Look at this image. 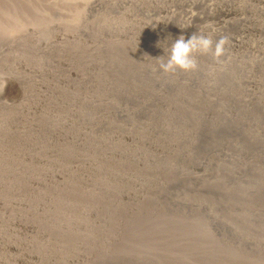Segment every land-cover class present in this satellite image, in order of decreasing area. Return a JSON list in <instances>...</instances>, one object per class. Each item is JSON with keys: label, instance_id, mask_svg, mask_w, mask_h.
<instances>
[{"label": "rangeland", "instance_id": "374dc122", "mask_svg": "<svg viewBox=\"0 0 264 264\" xmlns=\"http://www.w3.org/2000/svg\"><path fill=\"white\" fill-rule=\"evenodd\" d=\"M88 1L0 0V264H264V0Z\"/></svg>", "mask_w": 264, "mask_h": 264}, {"label": "clouds", "instance_id": "9594fccd", "mask_svg": "<svg viewBox=\"0 0 264 264\" xmlns=\"http://www.w3.org/2000/svg\"><path fill=\"white\" fill-rule=\"evenodd\" d=\"M224 39L221 38L216 42L212 55L219 57L223 54ZM212 47V40L207 36L191 35L185 39L184 35H180L171 45L167 55V60L160 63L161 71L168 73L173 72L177 68L188 71L196 67L192 58V53L199 50L207 52Z\"/></svg>", "mask_w": 264, "mask_h": 264}, {"label": "bare ground", "instance_id": "6f19581e", "mask_svg": "<svg viewBox=\"0 0 264 264\" xmlns=\"http://www.w3.org/2000/svg\"><path fill=\"white\" fill-rule=\"evenodd\" d=\"M100 0H89L88 2H85L84 3V5L85 4H87V6L89 5V6H93V5H96V4H98V2H99ZM184 1V0H183ZM186 2L188 1V0H185ZM189 1H192V2H195V3H201V4H203V5H206V6H209L206 2H205V0H189ZM223 1V0H222ZM68 2V1H67ZM127 2H131V3H133L134 5H139L140 4V2L141 1H138V0H127ZM215 2H216V0H215ZM226 2H227V0H226ZM258 2V1H257ZM24 3V2H23ZM59 3V2H58ZM69 3H71V2H69ZM142 3V2H141ZM210 3V2H209ZM61 4H62V2H61ZM65 4V3H64ZM77 4V3H76ZM2 5V4H1ZM4 5V4H3ZM2 5V6H3ZM221 5V4H220ZM218 7V6H217ZM163 8V7H162ZM2 9V8H1ZM264 9V8H263ZM162 11H164L166 14H167V18L169 19V18H171L172 17V14H170V12H169V10H167V9H162ZM232 11V10H231ZM261 11H263V10H261ZM237 12V11H236ZM242 12V11H241ZM170 14V15H169ZM174 15V14H173ZM3 16V15H2ZM190 17H194V16H190ZM189 17V18H190ZM191 19V18H190ZM234 19H237V18H234ZM246 20V19H245ZM227 23V22H226ZM248 23V22H247ZM223 26L224 25H222V27L221 28H223ZM73 31V30H72ZM220 31V30H219ZM220 33V32H219ZM70 34V33H69ZM217 34V33H216ZM19 37V36H18ZM13 38V37H12ZM11 38V39H12ZM17 38V37H16ZM15 40V39H14ZM241 41V40H240ZM246 41V40H245ZM236 43V42H235ZM234 43V44H235ZM239 44V43H238ZM50 44L48 43V42H46L45 44H43L42 45V49H44L43 47H45L46 49H48L50 46H49ZM242 45V44H241ZM13 58V57H12ZM18 220V219H17ZM98 222V221H97ZM25 224V223H24ZM32 225V224H31ZM30 225V226H31ZM38 226V225H37ZM33 227V226H32ZM171 228V227H170ZM180 230H183V229H180ZM199 231H200V229H198ZM171 232L173 231L172 229L170 230ZM176 231H177V229H176ZM174 232V231H173ZM198 232V231H197ZM199 233V232H198ZM120 234V233H119ZM168 234H170V233H168ZM185 234V233H184ZM42 235V234H41ZM163 237V236H162ZM172 237H174V236H172ZM165 238V237H164ZM182 238V237H181ZM184 238V237H183ZM195 238V237H194ZM166 239V238H165ZM201 239V238H200ZM151 240V239H150ZM174 240V239H173ZM184 240V239H183ZM195 240H196V238H195ZM12 241V240H11ZM175 241V240H174ZM177 241H178V239H177ZM200 241V240H199ZM205 241H207V240H205ZM149 242V241H148ZM156 242V241H155ZM173 242V241H172ZM183 242H185V241H183ZM198 242V241H197ZM208 242V241H207ZM163 244V243H162ZM170 244V243H169ZM177 244V243H176ZM205 244V243H204ZM148 245V244H147ZM167 245V244H166ZM172 245V244H171ZM174 245V244H173ZM179 245V244H178ZM190 245V244H189ZM151 246V245H150ZM161 246V245H160ZM159 246V247H160ZM167 246H169V245H167ZM175 246V245H174ZM180 246V245H179ZM187 246V245H186ZM142 247V246H141ZM144 247V246H143ZM164 247H166V246H164ZM178 247V246H177ZM201 247V246H200ZM215 247V246H214ZM151 248H153V247H151ZM167 248V247H166ZM174 248V247H173ZM173 248H172V250H173ZM176 248V247H175ZM186 248V247H185ZM140 249V248H139ZM143 249V248H142ZM162 249V248H161ZM199 249H201L202 250V248H199ZM169 250H170V247H169ZM178 250V249H177ZM231 250V249H230ZM140 251V250H139ZM145 251V250H144ZM179 251V250H178ZM18 252H20V251H18ZM146 252V251H145ZM144 252V253H145ZM170 252V251H169ZM174 251H172V253H173ZM191 252V251H190ZM140 253V252H139ZM138 253V254H139ZM148 251H147V254H142V255H140V257L141 258H144V259H151V257L148 255ZM164 253V252H163ZM171 253V254H172ZM177 253H179V252H177ZM176 253V254H177ZM233 254H236L235 252L233 253ZM232 254V255H233ZM151 255H153V254H151ZM237 255H239V254H237ZM139 256V255H138ZM155 256H157V255H155ZM179 256V255H178ZM177 256V258H182L181 257V255H180V257H178ZM236 256V255H235ZM160 257V256H159ZM176 257V256H175ZM191 257H192V255H191ZM231 257V255L229 256V258ZM161 258V257H160ZM159 258V259H160ZM250 258V257H249ZM184 259V258H183ZM183 259H182V261H183ZM156 260V259H155ZM205 260V259H204ZM181 261V262H182ZM201 261V260H200ZM235 261H237V260H235L234 258H233V260L231 259V264H234L235 263ZM185 262V261H184ZM208 262V261H207ZM239 262V261H238ZM186 263V262H185ZM203 263V262H202ZM210 264V263H209ZM247 264V263H246Z\"/></svg>", "mask_w": 264, "mask_h": 264}]
</instances>
